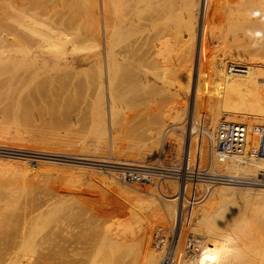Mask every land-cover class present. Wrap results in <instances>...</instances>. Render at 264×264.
<instances>
[{"label":"bare ground","instance_id":"bare-ground-1","mask_svg":"<svg viewBox=\"0 0 264 264\" xmlns=\"http://www.w3.org/2000/svg\"><path fill=\"white\" fill-rule=\"evenodd\" d=\"M10 8L13 10L14 17L17 14L18 21L15 19L13 21L17 28L14 26L12 31V27L8 31V27L6 30V27H3L4 30H0L1 33L7 31L10 32L8 35H12L11 39L4 38L1 41L0 65L5 67L6 63H10L11 71L15 72L23 68H32L30 69L32 71L44 72L49 69L47 67H54V65L57 67L59 65V68L62 66L61 68L64 69V80L62 81L65 86L69 83L67 80L71 75L74 80L77 79L74 85L81 82L79 85L84 87L85 85H82L83 76H80L84 75L83 80L85 79L84 81L89 86H85L86 90L95 87L96 92L99 91L98 95L96 92H92V94L96 93V96H98L97 101L93 104L94 107L92 106L93 109L91 108L94 115L93 120L91 119L90 122L95 127L106 122H109L110 126H119L118 122L121 124L119 118H126L125 115L119 117L121 113L123 115L122 111L126 107H124L126 104H123L124 101L127 102L123 99L124 94L134 90L137 92L140 88L139 91L142 90V96L139 92L138 94L139 97H143V100H139L144 102V105L145 102L150 104L149 102H153V100L154 105L156 100L167 103L166 109L161 110L157 104L159 110L154 111L155 114L160 115L161 113L164 114L163 117L167 118L168 121L165 126L156 125L154 122L155 126L153 124L151 129V125L147 124L149 128L146 131L151 130L146 136L147 143L145 142L146 145H143L142 150L149 156L155 155L157 150L159 152L160 143L164 147L162 149L172 148L177 143L181 151L183 148L185 150L183 151L182 163L186 165L188 152L189 164L193 162L192 139L194 134H199V119L202 116L206 119L205 130L210 135L215 133L220 123V117L225 114L227 120L241 121L248 124L252 134L250 142L252 145L256 142L253 129L264 126V0H91L90 5L84 8L88 15V18L85 17L87 18L86 21L90 20L87 21L88 31L86 32H88V36L85 32L90 44L82 45L84 47L80 46L78 42L80 38L77 39L78 41H73L70 38L71 36L67 35V29L60 27L62 20V24L66 21L67 26L75 21L74 19L71 22V15L66 18L67 13L60 12L59 14H62L63 18L60 16L62 18L59 19L61 23H58L59 26L56 25L60 28H53L51 27V21V24L49 21V23H45L47 18H45V22L41 21L43 18L40 20L34 13L28 12L26 6H17L18 11L15 12L13 7ZM68 9L65 11H68ZM99 9L101 10V16ZM10 10L6 12L11 14ZM70 10L72 9L70 8ZM75 11L73 9L72 12L75 13ZM8 14L5 17L6 23ZM3 18V12H1L0 22ZM55 22L57 23V20ZM7 24L12 26L13 23L9 22ZM72 28L70 29L72 30ZM21 31L37 34L40 39L36 41L29 40L27 36H20ZM83 41L80 40V42ZM9 46L10 48H8ZM48 46H55L57 49L71 46L69 49L72 48V52H64L60 55L62 51H65L64 48L63 50L61 48L60 54L57 55V52L52 54L51 49H48L50 52L45 49ZM84 49L87 52L80 53ZM124 61H128L130 64L134 63L139 69L132 70L134 72L138 70L137 73H133L134 76L130 72L131 68L129 71L127 69L128 73L130 72L127 81L130 79L133 81L130 80L129 84L127 83L128 86L131 83L133 84L132 88L127 86L131 88V90L127 88L129 90L127 92L120 89L121 87L119 88L122 82H127L126 79L128 78H125L126 67L123 64ZM134 64L125 66L134 67ZM93 67H95L96 72ZM6 70L9 71V68H6ZM2 72L5 73V70L2 69ZM26 72H28L27 69ZM79 76L81 77L80 81L78 80ZM83 84L85 83L83 82ZM60 85L65 88L62 82ZM69 85L71 86V84L67 85L68 90H71ZM76 85V88L72 87L75 91L78 90L77 87L79 86ZM135 86L139 88L137 89ZM123 88L126 89L124 86ZM88 91L91 92V89ZM84 94L83 96L88 97L85 92ZM73 95L75 96V94ZM184 95H186V98ZM190 95L194 96L195 103H193V111L190 109L187 114L189 117L193 115L194 124L197 121L199 127L197 125L191 126L188 123L189 127L186 128L185 120H183L186 114L182 103L187 104ZM89 97L91 98V96ZM169 102H172V105L168 107ZM89 103H92V101ZM83 106H85V103ZM153 107L151 105V109ZM150 111L152 112V110ZM146 112L142 113L146 114ZM133 114L130 111L131 116H128L131 117L130 120L134 118L132 117ZM142 115L144 117V114ZM149 115L151 117L153 114L149 113ZM157 115L152 117L156 118ZM150 117L148 118L152 119ZM136 118L140 119L139 117ZM123 121L122 118V123L125 122ZM150 122L151 120L147 123ZM134 123L137 124L135 120ZM124 124L120 126H124ZM180 131L186 133L187 138L180 137ZM204 141L201 150L203 153L200 151L202 153L200 157L204 156L205 160H208L206 159L208 157L207 141L206 139ZM250 142L247 152L252 148ZM131 146H128L130 147L129 150H134L135 146H132L133 148ZM204 157L203 162L205 161ZM200 161L202 162L201 158ZM86 162L93 165H106L91 160ZM152 163L154 164V160ZM179 164L181 165V162ZM124 169L121 171L123 173L121 180L125 182L127 180L136 182L141 181V179L145 180L148 175L151 178H160V184L166 189L165 196L170 199L168 202L172 206H176V203L180 201V197H178L180 193L185 192L186 194L187 190L192 188L189 181H182L179 184V191L176 193L171 191L169 187L170 180L174 178L176 173H173L175 171L169 172L168 167L167 169L164 168L168 171V173L165 172L166 170L163 171V173H166L165 175L147 174L143 168L137 167H124ZM213 169L224 176L256 178L259 173H264V158L254 159L245 153L222 162L215 161ZM114 170L111 171L113 173L112 177H109L111 180H109L113 186H121L118 180L119 170ZM169 174L173 175L168 176ZM2 183L4 184L3 181ZM201 185L206 187L204 183ZM6 187H8L7 184ZM211 187L214 188L212 191L208 190L209 193L211 192L210 195L208 194V200L204 205L202 204L203 206H198L199 210L190 208L189 210L196 211L193 212L192 210V214L189 212L186 215L180 213L183 216L179 230L177 226H171L170 230L168 229V234H165L166 238H164L163 245H159L158 240L156 241L155 224L162 223V226L169 224L168 219H173L176 212H172L170 211L172 209L167 208L168 211L166 210L167 214H165L156 197H151L153 194L142 196V205L150 208L153 215L149 216H152V219L150 222L146 221V223L137 217L129 216L130 214L127 215L129 217H126L111 212L110 209L106 210L100 204L98 206L93 199L83 196L64 197L59 202L43 204L42 217L38 215V219L41 218L42 220L41 227L26 231V228L23 227L25 225H20L25 230V234H19L20 231L18 233L14 228V237L9 241H5L4 246L1 243L3 247H0V264H264V243L254 247L249 246L252 242L250 237H252L253 231L257 230L258 226L260 227L264 222L262 219L264 206H262V211L257 212L263 215L262 217L259 214L258 216L253 215L254 211L249 213L251 208L255 210V207H253L255 201L264 200L262 195L264 194L262 193L264 192V184L229 183L224 180L212 184ZM23 188L28 191V188L24 185L21 186L22 190ZM15 191H19L18 187ZM239 198L245 200L238 202ZM183 202L185 203L186 200L183 199ZM200 202H198V205H201ZM246 204H248V207L249 204H252V207L250 206L249 209ZM260 204L258 206H261ZM1 208L4 210L6 207L3 208L2 206ZM256 210L258 211V209ZM1 213L3 212H0V215H2ZM10 213L8 212V214ZM185 213L187 212L185 211ZM13 214L12 216L16 212ZM145 215L147 214L145 213ZM12 216L10 215L9 220L6 217L4 219L9 222ZM4 219L2 217V220ZM36 220L34 224H38ZM2 222L0 224L6 225L7 223L8 226L10 225V222ZM5 229L8 230V227ZM172 236L175 237L174 240H172ZM6 238L8 240V237Z\"/></svg>","mask_w":264,"mask_h":264},{"label":"rangeland","instance_id":"rangeland-1","mask_svg":"<svg viewBox=\"0 0 264 264\" xmlns=\"http://www.w3.org/2000/svg\"><path fill=\"white\" fill-rule=\"evenodd\" d=\"M90 3H91V0H0V5H1L0 9L2 10V11L0 10V13L3 12V15H4V18L0 22V30H4V29H2L3 27L4 28L6 27L5 30L8 27V31H10L11 27H12L11 31L13 30L14 26H15V28H17V26L14 25L13 21H14V19L17 20L18 17H17V14L15 15V17L13 16V12H12L13 10L10 7H13L14 12H15V11H18L17 6H22V5L26 6L28 12L34 13V15L36 17L38 16V19H40V20L43 18V20H41V21L45 22L44 20H45V18H47L45 23H49L50 21L52 22V24L55 23L54 25H52L50 22L51 27H53V28L54 27L57 28L60 25L58 23H61V22L63 23V20L62 21L60 20L61 22L59 21V19L63 18L62 14H59V13L63 11L65 14L67 13V15L65 16L66 18L70 17V15H71V18H72L71 22L74 21V19H75V21L72 22L69 26H67L68 24H66V21H65L64 24L61 23L60 27L63 29H65V28L67 29V30L65 29L67 35L71 36L70 38L73 39V41H78L79 38H80V40L82 39V41L84 40L83 42H80V40L78 41L80 43V46L90 44L88 37H87L88 32H86V31H88L87 25H88V22L90 20H87L88 22L86 21V19L88 18L87 17L88 15L84 9L85 7H88L90 5ZM80 4H81V6H80ZM67 8H69L68 11L70 10V8L72 10H70V12L65 11V10H67ZM73 9L76 10L75 13L72 12ZM8 10H10L12 13L9 11V13H11V14H8V12H6ZM99 12H100V16H101V10L100 9H99ZM7 14L9 15L7 17L9 20V21L7 20V23H9V22L13 23L12 26H10L11 24L6 23L5 17L7 16ZM50 17H51V20H50ZM85 17H87V18H85ZM10 19H11V21H10ZM56 20H57V23L55 22ZM67 20L69 21V19H67ZM15 24H16V21H15ZM4 25H6V26H4ZM56 25H58V26H56ZM60 27H58V28H60ZM70 28H72V30ZM74 28H76V29H74ZM68 30H71L72 32L68 31ZM4 32H7V31H4ZM4 32L3 31H2V33L0 32V35H1L0 36V44H1V41L4 40V38L5 39H11L12 35L11 36H10V34L8 35V33H10V32H7V33H4ZM85 32H86L87 36L85 35ZM22 33L23 32L21 31L20 36H22V37L27 36L29 38V40L36 41V40L40 39L39 38L40 36H38L37 34H34L32 32L28 31L27 33H23V34ZM72 35H74V36L72 37ZM83 35H85V36H83ZM37 37H38V39H37ZM76 37H78V38H76ZM87 41H88V43H87ZM69 47H71V46L63 47L65 51H62L63 50L62 47H59L60 49L59 48L57 49V47H55V46L54 47L48 46L45 49L47 51H49L51 49L50 51H52V54H56L55 52H57V55L60 54L59 52L62 51L60 54V55H62L64 52H69V53L72 52V48L69 49ZM82 47H84V46H82ZM8 48H10V46ZM54 48H56V49L54 50ZM61 48H62V50H61ZM81 51L82 52H80V51H78V52H80V53H86L87 52V50H85V49L81 50ZM125 62L126 61H124V63H123L125 65H133L134 64V63L130 64L128 61L126 63ZM125 65H124V67H126L125 68V75H126L125 78L128 77L126 79V81H127L129 79L130 72H131V74L137 73L139 69H138V67H136L135 64H134V67H136V68H134L133 66L129 67V66H125ZM55 66L56 65H54V67L53 66L47 67V69L49 68L50 70L48 69V70H45L44 72H38V71H34V70L32 71V70H30L32 68H29V69L26 68L28 72H26L25 68L15 72L13 70L11 71L10 63L5 64V67L7 69L9 68V71L6 70L4 65H0V182H1L0 191H1V193L3 192L2 194L0 193L1 194L0 196H3V197H0V202H1L0 207H2V206H3V208L6 207L5 208L6 211H4L5 209L4 210L2 208L0 209V212H3V213H1L2 215H0V220H2V217H3V219H4V217H6L9 220L10 215L12 216L13 212H14V214L16 212V214H15L16 216L13 214L14 216L11 217L12 220L10 219V221H9L10 223L8 222L7 219L2 220V221H4V223L8 222L10 224L9 226L7 225V223H6L7 226L5 224L4 225L0 224V228H1V226H3L4 228L2 227V229L5 230L4 231V230L0 229L1 233L2 234L4 233L3 235L0 233L1 234L0 235V241H2V242H0V247L2 245L4 246L3 243H5V241H9V240H11L12 237H14V235H15V233H13L14 228H15V231H17L18 233L20 231L19 234H23V233L25 234L26 233L24 230L25 228H26V231H28L31 228H34V229L40 228L41 224H42V220H41V218L40 219H38V218L42 217L41 213H43L44 205H46L50 202H53V203L59 202L64 197H72V196L87 197V198L93 199L98 206L100 204L106 210L110 209L111 212H114L118 215L122 214V216H126V217H129V216L137 217L138 219L145 221L144 223H146V221L150 222V220L152 219L151 217L153 215H152V211L150 210V208H148L145 205L144 206L142 205V203H143L142 196H146V195L151 196L152 194H153V196H151V197H156V199L158 200V203H160L161 207L164 209L163 212H165V214H167L166 213L167 208L172 209V210L169 209L172 212H176L175 213L176 218L173 217V219L172 218L168 219L169 224L165 225L166 227L162 226V223H159L157 225L155 224L154 233H156V241L158 240L159 245H163L164 244L163 242H165L164 238H166L165 234H168L170 227L171 226H177L178 230H179V226H180L182 216L188 214L189 212H190V214H192L194 211L199 210L200 209L199 207L203 206L206 203V201L208 200V198H209L208 196L211 193V192L209 193V191H212V189L214 188V187L209 188V191L206 193V195H204L203 190H205V188H203V187H205V186L201 185L203 183L190 182L192 184V186H191L192 188H189V190H187L186 194H185V192H182V194L180 193L178 195V197H180V201L176 203V206H174V205L172 206V204L170 202H168V200H170V199L165 196L166 189L164 188V186H162L160 184V178H156V177L151 178L148 175L145 178V180L141 179V181H138V182L128 181V180L125 182V181L121 180L122 174H123L121 171L125 170L124 167L143 168L147 174H152V175H158V174L163 175L164 174L165 175L166 173H168V171L169 172L177 171L174 168L175 163L179 164L181 162V165H182V162H183L182 159L184 157L183 151H185V150L183 148L181 151L179 149V146L177 145V143L174 144L172 146V148H167V149H162L164 147H162V144L160 143V146L158 148L159 152L157 150L156 154L153 156H149L148 154H146L142 150V148L144 147L143 145L144 144L146 145V143H147L146 142L147 141L146 136L149 134V131L152 129V125L154 124V126H155V123H156V125L159 124V125H162V127H164L165 123L168 121L166 117H163L164 114L163 115L161 113H160V115H157V113L155 114L156 110L157 109L159 110V108L161 110L166 109L167 103L165 104L164 102L156 100L155 105H154V100H153V102H149L150 104H148V103L146 104V102H145V105H146L145 106L143 104L144 102H142V101L140 102V100H143V97H141L142 96L141 95L142 90L139 91V89H140L139 87L135 86V88H137V89L139 88L138 90L136 89L137 92L134 90L135 89L134 87H133L134 88L133 92H127V91H129L128 89L131 90V88L133 86V84L131 83L132 84V85L130 84L131 88H128L130 86H128L127 83L129 84V82L131 80L130 79L129 81H127L125 83L122 82L125 85L121 83L122 86L121 85L119 86V88L121 87L120 89H124L125 92H127V93H125L124 91L121 90L123 93H125L124 94L125 96H123V99L127 101V102H125V101L123 102V104H126V105H124V107L126 106L125 107L126 109L123 107L124 108V110L122 111L123 115H122V113H121V115H119V117L125 115V117L127 118V119L124 117L119 118L121 120V124L125 123L124 126L123 125L120 126L121 125L120 122H118L119 123L118 125L120 127L119 126H110L109 122L108 123L106 122L103 125H99V126L95 127V125L90 121H91V119L93 120L94 114H92L93 113L92 106L94 107L93 104H95V102L97 101L98 96H96V93L98 95L99 91L96 92L97 89L95 87L89 88V89H91V92L88 91L89 89L86 90L85 86H88V85H87L86 81H84L85 79L83 80L84 75H80V76L81 77L83 76L82 81L85 84H83V82H82V85L83 86L85 85L84 86L85 88L81 87V85H79L81 82L76 83L81 88L78 86L79 87V88L77 87L78 90L75 91L73 88H76V86H77L76 84L74 85V83L76 82L77 79L74 80V78H72L73 76L70 75V77H68V80H69V78H70V80L69 81L67 80V82H69L68 84H71V86L69 85L70 86L69 88H71V90L70 89L68 90V86H67L68 84L65 86L64 82L62 81V80H64V77H63L64 76L63 75L64 69L61 68L62 66H60V68H59V65H57V67H55ZM1 68L3 70H5V73L2 72ZM93 68L95 71V67H93ZM127 69H128V71H129V69L131 71L128 73ZM135 69H138V70H136L135 72L132 71ZM31 71H32V73H30ZM126 71H127V73H126ZM1 72H2V74H1ZM55 72H57V73L55 74ZM80 76L78 79L79 81L81 80ZM133 76H134V74H133ZM59 78L62 82V85L64 84L63 86L65 88L61 87V85H60L61 82H59L60 81ZM125 78L123 77L124 81H125ZM49 80H50V83H49ZM71 80L73 83L71 82ZM46 82H47V84H46ZM131 82H133V81L131 80ZM72 84L74 85V87ZM123 86L126 87V89L127 88L128 89L126 90L125 88H123ZM41 89H43V90H41ZM81 89H83L85 91L82 90L83 93H81L82 92ZM92 89H94V90H92ZM120 89H117V90L119 91ZM64 91L65 92L67 91L68 93L67 92L65 93ZM72 91H74V92H72ZM151 91H152V89H151ZM84 92L86 93V96H88V97L83 96V95H85ZM92 92H96V93L92 94ZM138 92L141 95L140 97H139ZM148 92H149V90H148ZM87 93H88V95H87ZM89 93H90V95H89ZM73 94H75V96ZM126 94L128 97L126 96ZM81 95H82V98H81ZM93 95H95V96H93ZM135 95H136V97H135ZM89 96H91V98ZM92 96H93V99H92ZM185 96L186 95H184V97ZM72 98H73V100H72ZM84 98H86V99H84ZM125 98H127V99H125ZM191 98H194V96L192 95L191 97H188L189 100L187 99V102H188L187 104L182 103L183 109H185V114L187 115V116L184 115V118H183V120H185V123H186V128H188L190 124H191V126L197 125V121H196V124H194L195 120H194L193 115L189 117V115L187 114V112H189L190 109H192V111H193V108H194L193 103H195V98L194 99H191ZM123 99H122V101H123ZM91 101H92V103H89ZM80 102H82L83 104L85 103V106H83V104ZM135 103H137V105H135ZM157 104L160 106V107L158 106L159 108L157 107ZM161 104H163V105L161 106ZM168 104H169L168 105V107H169L172 105V102H169ZM151 105H152V107L154 106L152 109H151ZM185 105H186V108H185ZM190 105H191V108H190ZM76 106L79 108H77ZM88 106H89V109H88ZM147 106H148L149 110H148ZM141 107H143L144 110ZM82 110H83V112H82ZM125 110L128 114L125 112ZM129 110L131 111V114L134 113L133 114L134 116L132 115V117H134V118H132L131 120L129 119L131 117H128V116H131ZM140 110L141 111L143 110L142 112H146L148 110L147 112H149L150 114H153V115H157V117L155 116L156 118H153L154 117L153 115H151V117H150L149 113L146 112V114H145V113H142ZM150 110H152L153 113ZM137 113H138V116H137ZM139 113H140V115L144 114V117H143V115L141 116L144 119H142L140 117ZM136 117H139L140 119L138 120V118H136ZM148 117L152 118L153 121H152V119H149ZM122 118L124 121L126 119L125 122L123 121L124 123H122ZM223 118H226L225 114H222L219 121H221ZM120 120H117V121H120ZM134 120L137 124L134 123ZM149 120H151V122L147 123V122H149ZM154 120H156V121H154ZM188 123H189V125H188ZM205 123H206V119L204 116H202L201 119H199V124L204 129H206ZM147 124L151 125V127H150L151 129H148L146 131V129L149 128V125H147ZM134 126H136V127H134ZM200 130H201V128H200ZM181 132L182 131L179 132L180 137H182L184 139L187 138V136H186L187 134L181 133ZM181 134H182V136H181ZM195 136H196V138H195ZM193 137L195 138V139L194 138L192 139V150L194 151L193 152L194 153V160H192L193 162H191V164L193 163L192 165H194L198 168H201V169L203 167L206 168L207 165H209V158H208V157H210L209 146H208L209 144L207 142L208 157H206V159H208V160H205L204 156L200 157L203 153V151H201V150H202V147L204 144L203 141L205 140L204 139L205 137L203 136L202 133L194 134ZM200 137L202 140L200 139ZM196 144H197V146H196ZM131 145L135 146L134 150H129L130 147H128V146H131ZM132 146H131V148H133ZM163 150H165V151H163ZM163 154H165L166 156ZM180 154H181V157H180ZM203 157L205 160L204 162H203ZM180 158H181V161H180ZM200 158H201L202 162L200 161ZM89 160L95 161L99 164L101 163V164H106V165H93L92 163L86 162ZM153 160H154V164L152 163ZM157 162H158V164H157ZM130 164H133V165H130ZM107 165H110V166H107ZM153 165H154V167H153ZM180 166H178V167H180ZM167 167L169 168L168 171L166 170ZM164 168H166V169H164ZM114 169L119 170L118 174L120 173L119 174L120 176H118L119 177L118 180L120 181L121 186L115 187L111 184V181H110L111 178H109V177H112L113 172L111 173V171H115ZM163 171H165L166 173H163ZM173 173H175V172H173ZM172 175L173 174H169L168 176H172ZM161 179H163V178H161ZM1 180L4 182V184L2 183ZM10 180H11V182H10ZM8 181H9V183H8ZM14 181L15 182L17 181V182L15 183ZM182 181L183 180L177 179V177L174 175V178H172L170 180V185H169L170 190L173 191L174 193L179 191V184ZM5 182H6L8 187H6ZM13 184H15V185H13ZM22 185H24L26 188H28V191H26L24 188L22 190L21 189ZM198 185H199V187H197ZM10 186H13V187H10ZM16 186L18 187L19 191H15V192H18V193L14 192V190L17 189ZM196 188H198V189H196ZM4 190H6V191L9 190V191L6 192ZM262 193H264V192H262ZM262 193L260 192V194H262ZM195 195H197V196L195 197ZM262 195L264 196V194H262ZM185 197L188 199H186ZM1 198H3V199H1ZM182 198L184 199V201L186 200L185 203L183 202ZM205 198H206V200H205ZM188 200H189V202H188ZM191 200L192 201L195 200V201H193V203H192ZM198 200L201 201L200 202L201 205H198L199 204ZM243 200H245V199L242 198V200H241V198H239V200H237V201L239 202V201H243ZM260 201H255L254 203L252 202L253 205L255 204V206H253V207H255V210L253 208H251L252 204H249V207L247 206L248 204H246V206L249 209L251 208V211H249V213L254 211L252 214L255 216H258L259 213H257V212L262 211L261 210L263 208L262 206H264V200H260ZM43 202H45V203H43ZM195 202H197V203H195ZM164 203H165V205H164ZM249 203H251V202L249 201ZM259 204L261 206H258ZM140 205H141V208H140ZM193 205H194V207H193ZM190 206H192V207H190ZM243 206H245V205H243ZM8 207H10V208H8ZM36 207H38V208L41 207V208L38 209ZM180 207H182V208H180ZM190 208H193V209L197 208V209L196 210H193V209L189 210ZM129 209H131V210H129ZM256 209H258V211ZM192 210H193V212H192ZM263 210H264V208H263ZM185 211L187 213H185ZM8 212H11V213L8 214ZM145 213L148 215V218H150V219L147 218V215H145ZM180 213H182L183 215ZM3 214H6V215L3 216ZM137 214H138V216H137ZM7 215H9V216L7 217ZM38 215H39V217H38ZM127 215H129V216H127ZM150 215H152V216L149 217ZM260 215L261 214H259V216ZM262 216L263 215H261V217ZM23 217H25V218H23ZM36 219H38V220H36ZM262 219L264 221V216L262 217ZM35 220H36V222H38V224L37 223L34 224ZM2 221H0V223H3ZM20 225H22V226L25 225V226H23L24 229H22L23 227L22 226L20 227ZM5 226L8 227L9 231L7 229H5L6 228ZM10 230H12V231H10ZM5 234H6V236H5ZM9 234L11 237L9 236ZM174 236H172V240L175 239ZM251 236L252 237H250V238H252V242L249 244L250 247H254L256 245H261L264 243V222L262 223V225L260 227L258 226L257 230L253 231V234ZM1 237H2V240H1ZM6 237H8V240H6L7 239ZM1 243H2V245H1Z\"/></svg>","mask_w":264,"mask_h":264},{"label":"built area","instance_id":"built-area-1","mask_svg":"<svg viewBox=\"0 0 264 264\" xmlns=\"http://www.w3.org/2000/svg\"><path fill=\"white\" fill-rule=\"evenodd\" d=\"M199 133H202L209 144V165L206 168H198L191 163L189 164V152L186 165L175 163V176L179 180L189 182H199L206 185L203 190L204 195L208 192L211 185L216 182L228 181L229 183L241 184H264V173H259L256 178H239L224 176L213 169L215 161H224L231 157L244 155L247 153L252 158H264V126L253 129L256 142L252 145L250 142L251 131L245 122L230 121L223 118L215 133L210 135L203 127H199ZM249 142L252 148L248 150ZM191 145V144H190ZM189 151V149H188ZM184 165V166H183ZM203 198V197H202Z\"/></svg>","mask_w":264,"mask_h":264}]
</instances>
